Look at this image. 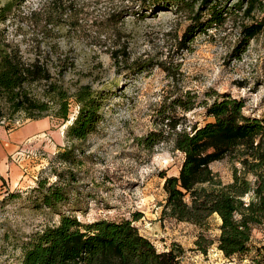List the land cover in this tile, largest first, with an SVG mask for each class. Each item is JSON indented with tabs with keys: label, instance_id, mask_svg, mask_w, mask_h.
Segmentation results:
<instances>
[{
	"label": "rangeland",
	"instance_id": "rangeland-1",
	"mask_svg": "<svg viewBox=\"0 0 264 264\" xmlns=\"http://www.w3.org/2000/svg\"><path fill=\"white\" fill-rule=\"evenodd\" d=\"M9 1L13 8L0 22L1 38L26 60H48L55 80L70 92L91 83L106 93V99L101 123L84 140L71 142L66 137L77 111L73 101L69 121L49 115L48 134L33 137L24 146L23 140L18 142L22 145L18 151L30 153L29 160L20 162L26 166V185L21 184L18 151L0 163V173L7 179L0 174V264H20L19 244L59 221L56 212L36 206L34 191L43 177L57 180L53 170L63 172L71 187L69 202L60 206L61 211L82 221L133 218L139 213L134 225L159 251L173 244L183 249L179 264H252L255 248L264 246V224L253 230L250 254L226 257L218 248L221 219L217 214L205 227L164 216L166 177L179 174L185 155L169 141L148 150L141 140L159 128L157 113L162 104L184 125L214 120L202 106L186 113L172 107V100L186 91L196 93L198 100L207 91L230 92L246 100L247 114L263 115L264 32L236 59L231 52L238 25L228 21L211 27L182 49L179 40L191 20L174 8L154 7L153 0H0V12ZM137 60L153 66L144 72L124 67ZM159 62L174 68L176 77ZM65 66L68 69L59 74ZM22 116L18 114L16 120L7 116L0 124V131L18 127L13 139L7 132L6 141L0 136V144L8 147L10 140L37 133L40 121L29 120L19 127ZM66 147L73 148L72 156L81 162L61 160L58 153ZM232 159L211 164L225 183L233 180ZM201 234L213 242L206 253L196 245Z\"/></svg>",
	"mask_w": 264,
	"mask_h": 264
},
{
	"label": "trees",
	"instance_id": "trees-1",
	"mask_svg": "<svg viewBox=\"0 0 264 264\" xmlns=\"http://www.w3.org/2000/svg\"><path fill=\"white\" fill-rule=\"evenodd\" d=\"M152 4L168 7L166 10L174 8L191 20L179 40L182 49L189 48L197 34L230 21L238 25L231 56L240 59L250 43L264 32V0H153ZM12 8V1L1 7L0 22ZM143 63L137 60L124 67L144 72L153 66ZM159 65L168 75L176 77L174 68L166 62ZM62 68L58 71L63 75L68 66ZM36 86L38 89L33 90ZM105 99L106 93L91 83L80 84L70 92L55 80L48 60L40 57L26 60L0 36V124L7 116L10 120L18 119V114L23 115V120L52 115L65 123L70 120L74 101L77 111L67 127L66 137L71 142L84 140L101 123ZM171 103L184 113L202 106L214 120L203 125H184L182 118L168 114L162 104L157 113L161 119L159 128L142 138L148 150L169 141L185 155L179 174L166 177L163 215L205 227L210 217L217 214L221 219L218 248L226 257L250 254L253 230L264 224V113L247 114L244 98L216 90L207 91L201 100L196 93L186 91ZM72 153L73 148L66 147L58 156L69 163L81 162ZM226 157L235 162L233 180L228 183L211 167L213 162ZM53 172L58 177L56 181L50 182L48 177L38 180L34 189L36 206L56 212L60 219L31 233L19 244L20 264L180 263L183 249L178 244L159 251L134 225L141 217L139 213L133 218L86 222L61 211L60 206L69 202L70 186L67 187L63 172ZM212 244L202 234L196 240L198 249L204 253ZM252 264H264V246L255 248Z\"/></svg>",
	"mask_w": 264,
	"mask_h": 264
},
{
	"label": "crops",
	"instance_id": "crops-1",
	"mask_svg": "<svg viewBox=\"0 0 264 264\" xmlns=\"http://www.w3.org/2000/svg\"><path fill=\"white\" fill-rule=\"evenodd\" d=\"M29 120L40 121V124H38V126H37V131H36L37 133H35L34 135H31V136H29V137H27L25 139L16 138V140H17L16 142L10 140L9 143H11V144H8V147H6L5 145L0 144V163L1 162L2 163H5L6 161H9V156L12 155V154H14L16 151H18L22 147V145H20L18 142H21L23 140L22 142L24 143L23 144V146H24L25 144H28V141L30 139H32L33 137L42 136V135L48 134L45 130L47 129V127H49L50 120H51L50 118L45 117V118H41V119H27L26 121L24 120L19 125V127L21 125H23L24 123L28 122ZM0 127H3V126H0ZM16 129H18V127H16V128H9L8 130L5 129L6 131L5 130L4 131L1 130L0 131V136L3 138L2 140L6 141L4 139V137H6V132L13 139L14 138L13 133H15V130ZM24 163L27 164V162H24ZM17 167L20 168L22 170V172H23V180L22 181L20 180L21 181V184L22 185H26L27 184V182H26L27 180L24 179L25 177L28 176L27 174H25L26 173V170L23 168V166H22L21 163H19L17 165ZM2 176H4L3 174H1V178H5V176L4 177H2ZM20 181H19V183H20ZM0 183H2L1 182V179H0Z\"/></svg>",
	"mask_w": 264,
	"mask_h": 264
},
{
	"label": "built area",
	"instance_id": "built-area-1",
	"mask_svg": "<svg viewBox=\"0 0 264 264\" xmlns=\"http://www.w3.org/2000/svg\"><path fill=\"white\" fill-rule=\"evenodd\" d=\"M19 122V121H17ZM28 152V151H27ZM25 152L23 153L22 151H18L16 152V155H19L17 157V161L20 163V162H23L24 160H29V157H30V153L28 152ZM22 158V159H21ZM23 168L26 170V166H23Z\"/></svg>",
	"mask_w": 264,
	"mask_h": 264
}]
</instances>
